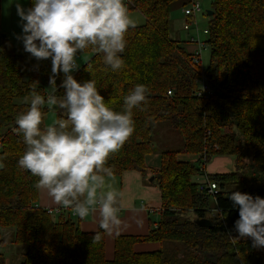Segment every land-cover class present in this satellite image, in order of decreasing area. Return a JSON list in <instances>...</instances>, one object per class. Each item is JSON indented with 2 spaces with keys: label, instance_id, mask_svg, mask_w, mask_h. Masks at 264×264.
I'll return each instance as SVG.
<instances>
[{
  "label": "trees",
  "instance_id": "1",
  "mask_svg": "<svg viewBox=\"0 0 264 264\" xmlns=\"http://www.w3.org/2000/svg\"><path fill=\"white\" fill-rule=\"evenodd\" d=\"M127 1L145 22L126 33L124 67L111 71L100 53L87 48L91 57L72 75L78 82L95 80L117 111L135 84L146 85V103L133 109L135 130L105 167L107 176L131 170L144 175L149 169L160 192L159 220L145 235H116L108 259L99 226L83 231L68 211L52 215L37 205L38 178L17 165L25 145L15 118L29 106L25 98L33 90L46 97L57 86L55 94L62 95L63 74L56 86L49 85L50 59L37 61L15 51L2 34L0 8V247L25 248L15 264H264L263 248H254L248 238L230 239L236 237L238 208L226 195L240 191L264 198V0H212L206 68L194 60L195 43L189 41L194 48L187 50L186 40L169 37L170 10L179 0ZM200 72L211 83L207 98L195 94ZM48 108L45 104L42 126ZM160 121L179 133L182 146L161 151L158 168H149L145 157L155 151L152 125ZM216 155L233 156L234 170L207 174L217 186L211 195L193 177ZM200 218L211 225H198ZM139 243L160 247L138 252ZM0 264H5L2 253Z\"/></svg>",
  "mask_w": 264,
  "mask_h": 264
},
{
  "label": "clouds",
  "instance_id": "2",
  "mask_svg": "<svg viewBox=\"0 0 264 264\" xmlns=\"http://www.w3.org/2000/svg\"><path fill=\"white\" fill-rule=\"evenodd\" d=\"M16 14L21 32L15 38L24 52L37 61L50 59L49 85L56 86L57 75L63 74L62 95L55 94L56 86L46 97L33 90L25 98L29 106L15 118L25 145L17 165L37 177L36 187L56 204L71 208L79 218L95 213L99 228L113 234L121 226V196L106 180L105 165L133 134V109L146 103L148 89L135 84L117 111L99 93L95 80L78 82L72 73L78 68V53L87 48L119 72L126 33L135 21L125 0H31V7L17 2ZM45 104L54 106L58 115L42 126ZM226 195L238 208L236 237L230 239L248 238L254 248H264V198L240 191Z\"/></svg>",
  "mask_w": 264,
  "mask_h": 264
},
{
  "label": "rangeland",
  "instance_id": "3",
  "mask_svg": "<svg viewBox=\"0 0 264 264\" xmlns=\"http://www.w3.org/2000/svg\"><path fill=\"white\" fill-rule=\"evenodd\" d=\"M14 1L16 3L19 2L23 7H29L28 0H14ZM184 1L186 0H179L172 4L170 14H169V24H170L169 37L175 40H180V41L186 40L185 45H186L187 50H190V49L192 50L194 46L193 44H189L191 37H193L195 40L199 39L200 41H203V42L206 41L207 39V35L203 33V30L208 29V26H209V18L206 15V11L212 10V0H194V1H197V3L200 6V12L194 16L195 22H194L193 17H187L184 15L185 6L182 4V2ZM7 2L8 0H0L1 21H4L1 29H2V34L4 35H5L4 32H7L8 28H9V31H11L12 25L13 27L15 26L14 20L18 17L16 14L15 7H13L14 6L13 3L11 5L12 7H10L8 6ZM132 12L133 13H130L129 15L135 21L134 25H141L145 22L141 13L137 11L135 12L132 11ZM19 51L22 53H26L24 52L23 47ZM197 52H199V56L201 60V67L206 68L209 64V58H210V50L208 46L205 45L204 47L202 46L198 47ZM90 57H91V53H88L84 50L78 53L77 55L78 68L76 70L81 68L88 61ZM48 107L49 108L46 113V119H45L46 126L49 124H52L58 115L55 108H53L54 106H48ZM151 140H152V145L155 148V151L151 153L152 158L148 160L147 162L151 164L152 166H154L155 168L157 166L156 162H158L157 159L159 158V153L161 151L166 150V149H179L182 146V139L179 133L176 130L170 128L165 122H161V121L155 122L152 125ZM148 155H146V157ZM186 157L190 158V156H186ZM191 158L193 159V157ZM213 161L214 160H211L212 163ZM149 168H152V167H149ZM146 170H147L146 172L149 173V175L142 177V185L144 186L143 189H145L144 191H142V194L145 197L140 196V198L138 199L135 196L136 194L138 195V193L141 192V188L138 192L137 190L131 187L129 188L125 187L123 189V192H121L119 177L106 178V179H112L111 180L112 182L110 184L112 185L114 189H116L120 193L121 200L123 199V197H128L130 199H135L138 205H140V203L142 202L145 203L146 205L147 202L151 203V200H154V196L156 197V193H158V186L156 185L155 181L152 180L153 175L150 173L149 169H146ZM230 170L231 171L234 170V166ZM137 171L138 170H132L131 172H137ZM156 199L157 198H155V200ZM150 203H148V206L150 205ZM150 218L152 220L154 219L155 221H157L159 220V215L158 213H153L151 214ZM24 250L25 248L23 246L18 247L12 244L10 245L7 244V245H4L3 247H0V253H2L5 257V264H15L16 262H18L19 259H21V255Z\"/></svg>",
  "mask_w": 264,
  "mask_h": 264
},
{
  "label": "crops",
  "instance_id": "4",
  "mask_svg": "<svg viewBox=\"0 0 264 264\" xmlns=\"http://www.w3.org/2000/svg\"><path fill=\"white\" fill-rule=\"evenodd\" d=\"M7 3H8V6L10 7H12L11 5L13 3L14 5L13 7H15V10H16V2L14 0H8ZM127 3L128 1L125 0V6L128 8L129 14L133 13L132 10H129ZM18 19L19 18L17 17L14 20L15 26L13 27L12 25L11 31H9V28H8L7 32H4L5 36L12 43L16 52H18L23 47L22 43L15 38V36L21 32V29L18 26ZM3 22L4 21H1V28H2ZM18 53H22V52L19 51ZM182 157L188 159V157L186 156H182ZM151 158H152V155L151 154L148 155L145 158V164L147 167L155 168L154 166H152L151 164L147 162ZM195 158L196 157H193V159ZM190 159H192L191 156H190ZM211 160H214L213 163L211 162ZM211 160L206 164L203 173L193 177V181L199 183V182H203L207 178V174H216V173L222 174V173H229L233 171V170L232 171L230 170L234 166L233 156L216 155L212 157ZM157 161L158 162H156V165H157L156 168H158L159 166V158L157 159ZM131 171L124 172L121 175V177L120 176H106V178L119 177L121 192H123V189L125 187L127 188L131 187L137 190L138 192L141 188V192L138 193V195L136 194L135 197H137V199L140 198V196L145 197L142 194V191L145 190L143 189L144 186L142 185V177L148 176L149 173L145 172L143 175L140 171H137V172H131ZM106 180L108 181L109 184L112 182L111 181L112 179H106ZM155 198L157 199L155 200ZM148 203L150 202H147L146 205L143 202L140 203V205H138L135 199L123 197V199L121 200V210L119 213L120 218H121V226L117 230H115L113 234L105 233L106 258L110 259L113 256V244H114V238L116 235H145L148 233L149 228H151L152 223H156L158 221V220L155 221L154 219L152 220L150 216L153 213H158L159 215L160 208H161L159 189H158V193H156V197L154 196V200H151V203L149 206H148ZM37 205L43 208H53V209L60 206L51 199V197L47 194L45 190L40 189V188H39V193H38ZM71 217L72 219L77 220L79 222L80 228L83 231H95L98 228V219L95 213L85 218H79L78 216H71ZM159 247H160L159 243H139L134 246V249L138 252H141V251L156 250Z\"/></svg>",
  "mask_w": 264,
  "mask_h": 264
},
{
  "label": "built area",
  "instance_id": "5",
  "mask_svg": "<svg viewBox=\"0 0 264 264\" xmlns=\"http://www.w3.org/2000/svg\"><path fill=\"white\" fill-rule=\"evenodd\" d=\"M199 12H200V6L197 3V1L192 0L188 6L184 7V15L187 17H193L194 19V16ZM194 22H195V19H194ZM203 33L207 34V29L203 30ZM190 42L195 43L197 48L201 46L204 47L206 45L205 42L200 41L199 39L195 40L193 37L190 38ZM195 55H199V52H197V50H196ZM194 60L195 61L200 60V56H195ZM198 79L199 80L197 83V90L195 94L197 96L207 98L212 93L211 83L208 77L205 76L203 72H200V77ZM167 93L170 94V91H168ZM199 187L200 189H206V192L211 195L216 193V189H217L216 184L213 182H210L207 178L203 182H199ZM46 209L48 210V213L52 215L58 214L62 210H65V211L70 212L71 216H76L71 210V208H65L63 206L61 207L59 206L54 209L53 208H46Z\"/></svg>",
  "mask_w": 264,
  "mask_h": 264
},
{
  "label": "water",
  "instance_id": "6",
  "mask_svg": "<svg viewBox=\"0 0 264 264\" xmlns=\"http://www.w3.org/2000/svg\"><path fill=\"white\" fill-rule=\"evenodd\" d=\"M212 10H208L206 11L207 16H211L212 15ZM54 108V107H53ZM197 224L202 226V227H209L211 225L209 219L207 218H200L196 220Z\"/></svg>",
  "mask_w": 264,
  "mask_h": 264
}]
</instances>
